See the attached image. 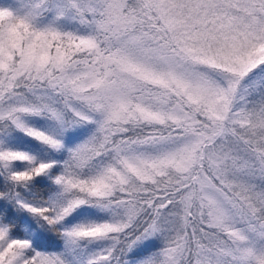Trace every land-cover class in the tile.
I'll return each instance as SVG.
<instances>
[{
    "label": "snow or ice",
    "instance_id": "1",
    "mask_svg": "<svg viewBox=\"0 0 264 264\" xmlns=\"http://www.w3.org/2000/svg\"><path fill=\"white\" fill-rule=\"evenodd\" d=\"M0 264H264V0H0Z\"/></svg>",
    "mask_w": 264,
    "mask_h": 264
}]
</instances>
